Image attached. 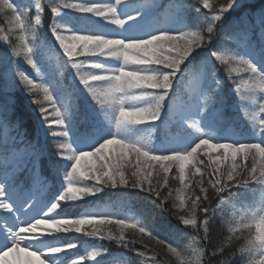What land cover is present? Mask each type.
<instances>
[{
    "label": "snow or ice",
    "instance_id": "obj_1",
    "mask_svg": "<svg viewBox=\"0 0 264 264\" xmlns=\"http://www.w3.org/2000/svg\"><path fill=\"white\" fill-rule=\"evenodd\" d=\"M0 17V264H104L109 250L81 254V236L150 264H167L153 245L180 264H264V0H0ZM233 64L258 107L249 131L225 134L248 98ZM105 189L174 216L178 238L190 228L191 258L136 216L73 211ZM258 189L256 211L227 218Z\"/></svg>",
    "mask_w": 264,
    "mask_h": 264
},
{
    "label": "trees",
    "instance_id": "obj_2",
    "mask_svg": "<svg viewBox=\"0 0 264 264\" xmlns=\"http://www.w3.org/2000/svg\"><path fill=\"white\" fill-rule=\"evenodd\" d=\"M143 2V0H139L138 3ZM172 2V0H156L157 4H169ZM47 15V12H46ZM50 19V17H49ZM3 24V19L0 17V25ZM6 27V25H4ZM20 33L17 31L13 35V39L15 40L16 37ZM6 46V42L0 40V49H3ZM21 67L22 69L26 70L31 78L34 79L36 83H46L43 74L37 75L34 70L31 69L29 65L26 64V62L21 61ZM233 72L232 75L241 83L242 92H244L247 95V99L240 105L239 108H236L235 106L229 110L231 111H239L242 107L249 105L251 103H256V97L259 95V86L256 84L255 87H251L250 85L254 82L251 81L250 77L247 73L243 71L242 66L233 64ZM249 81V84H244V81ZM226 81V91L230 89H234L235 85H231V82ZM42 96V93H41ZM236 100H239L240 97H235ZM258 106V105H257ZM228 110V111H229ZM251 129V123L244 125V132L249 131ZM156 133V132H155ZM153 133V135H155ZM140 135H147V131L140 133ZM60 138H57L59 140ZM70 142V141H69ZM244 191V196H242L235 204V207H229L227 210V218L231 219L233 216V213L236 212L237 216L236 219L239 220L241 216L245 212H249L248 209L245 208V203H254L256 205H259L261 193L259 189L257 190V193L255 197L252 193L248 192L247 190ZM87 203L81 202L80 206L73 211L77 214H85L89 212H117V213H123L125 215H132L136 216L137 218L143 219L146 224L149 225V227L158 232L160 236L164 237L168 240H173L174 244L173 246H177L178 250L182 251L183 255L181 256V259L185 258H191L192 256V249L195 245H193V242L190 238L191 235V229H188L189 235H187V238L180 239L178 238L174 232L171 230V226L177 224V221L175 220V217H159V216H153L152 210L150 207L146 205L145 202L137 200L134 195L130 196L129 198H125L124 196H121L120 193L117 190L114 189H105L104 192L98 194V197H86ZM175 211V209H173ZM181 229H184L183 225H180ZM219 227V222H218ZM109 228H105V232H107ZM223 231H227V225H223ZM71 239L76 240L77 234H73L70 236ZM218 238V237H217ZM184 241V242H183ZM79 243V249L78 251L81 254H87V252L91 251L94 247H100L103 246L104 248L108 249L109 251L103 255V262L104 264H130V261L133 259L137 260V264H139L140 261H143L144 264H150V261L147 260L144 257L137 258L132 253H126V250L118 246L115 241L110 240H100L98 238H87V237H80L78 240ZM239 246V245H238ZM237 246V247H238ZM139 247V246H138ZM152 247L156 248V252L159 253L157 256V259H164L167 261V264H180V262L177 260L176 256L174 254H167L159 249V247L153 245ZM77 250H73V252H76ZM152 253L148 252L147 256H151Z\"/></svg>",
    "mask_w": 264,
    "mask_h": 264
},
{
    "label": "rangeland",
    "instance_id": "obj_3",
    "mask_svg": "<svg viewBox=\"0 0 264 264\" xmlns=\"http://www.w3.org/2000/svg\"><path fill=\"white\" fill-rule=\"evenodd\" d=\"M9 259L13 261V264H26L25 253H20L19 257L16 255L10 256Z\"/></svg>",
    "mask_w": 264,
    "mask_h": 264
}]
</instances>
